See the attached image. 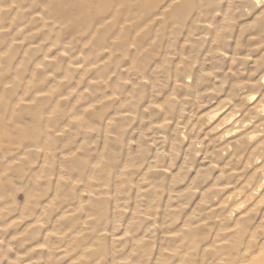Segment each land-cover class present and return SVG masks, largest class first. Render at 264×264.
I'll return each instance as SVG.
<instances>
[{"label":"rangeland","instance_id":"374dc122","mask_svg":"<svg viewBox=\"0 0 264 264\" xmlns=\"http://www.w3.org/2000/svg\"><path fill=\"white\" fill-rule=\"evenodd\" d=\"M0 264H264V0H0Z\"/></svg>","mask_w":264,"mask_h":264}]
</instances>
